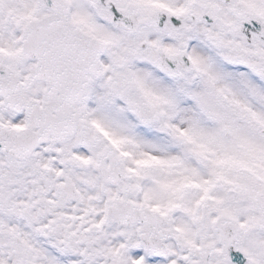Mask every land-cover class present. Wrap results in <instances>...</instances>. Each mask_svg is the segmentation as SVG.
Listing matches in <instances>:
<instances>
[{
    "label": "snow or ice",
    "instance_id": "obj_1",
    "mask_svg": "<svg viewBox=\"0 0 264 264\" xmlns=\"http://www.w3.org/2000/svg\"><path fill=\"white\" fill-rule=\"evenodd\" d=\"M0 264H264V0H0Z\"/></svg>",
    "mask_w": 264,
    "mask_h": 264
}]
</instances>
